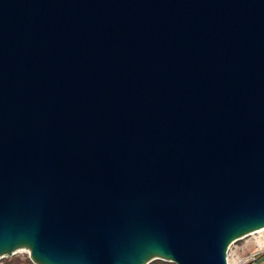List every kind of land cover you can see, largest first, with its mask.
<instances>
[{
    "label": "water",
    "instance_id": "water-1",
    "mask_svg": "<svg viewBox=\"0 0 264 264\" xmlns=\"http://www.w3.org/2000/svg\"><path fill=\"white\" fill-rule=\"evenodd\" d=\"M264 228V0H0V259L227 264Z\"/></svg>",
    "mask_w": 264,
    "mask_h": 264
},
{
    "label": "rangeland",
    "instance_id": "rangeland-1",
    "mask_svg": "<svg viewBox=\"0 0 264 264\" xmlns=\"http://www.w3.org/2000/svg\"><path fill=\"white\" fill-rule=\"evenodd\" d=\"M239 246V254L240 256L246 255L249 251H257V249H261L264 247V231L255 232L254 234H248L236 242L230 245L228 249V263L234 264L236 259L232 258L231 250L234 246ZM0 264H33L28 259L27 249H20L13 255H8L0 259ZM35 264V263H34ZM148 264H174L172 262H168L165 260H152Z\"/></svg>",
    "mask_w": 264,
    "mask_h": 264
},
{
    "label": "built area",
    "instance_id": "built-area-1",
    "mask_svg": "<svg viewBox=\"0 0 264 264\" xmlns=\"http://www.w3.org/2000/svg\"><path fill=\"white\" fill-rule=\"evenodd\" d=\"M257 251H249L246 255L243 256H237L236 261H234V264H252L257 260Z\"/></svg>",
    "mask_w": 264,
    "mask_h": 264
},
{
    "label": "crops",
    "instance_id": "crops-1",
    "mask_svg": "<svg viewBox=\"0 0 264 264\" xmlns=\"http://www.w3.org/2000/svg\"><path fill=\"white\" fill-rule=\"evenodd\" d=\"M257 250H258L257 260L252 264H264V247H262L261 249H257ZM231 255L233 259L237 258V256H240L238 245L233 247V249L231 250Z\"/></svg>",
    "mask_w": 264,
    "mask_h": 264
},
{
    "label": "bare ground",
    "instance_id": "bare-ground-1",
    "mask_svg": "<svg viewBox=\"0 0 264 264\" xmlns=\"http://www.w3.org/2000/svg\"><path fill=\"white\" fill-rule=\"evenodd\" d=\"M261 231H264V228H260V230H257V231H254V232H251V233H249V234H254L255 232H261ZM248 235V234H247ZM240 239V238H239ZM238 239H236L235 241H232V243L231 244H233L234 242H236ZM230 244V245H231ZM230 245H229V247H230ZM229 247H228V249H229ZM228 249H227V252H226V255H227V260H228ZM235 259H237V258H235ZM168 262H170V261H168ZM173 263V262H172ZM175 264V263H174ZM227 264H229L228 263V261H227Z\"/></svg>",
    "mask_w": 264,
    "mask_h": 264
}]
</instances>
